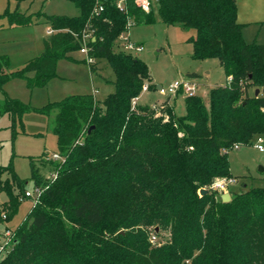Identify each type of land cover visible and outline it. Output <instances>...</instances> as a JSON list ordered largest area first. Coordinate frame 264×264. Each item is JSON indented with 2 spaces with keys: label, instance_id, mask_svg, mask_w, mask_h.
Returning a JSON list of instances; mask_svg holds the SVG:
<instances>
[{
  "label": "trees",
  "instance_id": "16d2710c",
  "mask_svg": "<svg viewBox=\"0 0 264 264\" xmlns=\"http://www.w3.org/2000/svg\"><path fill=\"white\" fill-rule=\"evenodd\" d=\"M69 1L78 17L9 8L0 14L12 28L43 17L51 30L44 52L21 69L10 70V58L0 56V117L9 115L15 126L28 114L55 113L53 134L64 159L50 161L58 173L50 181L30 161L34 187L43 192L13 230V247L0 264H264V188L231 194L228 203L212 190L217 180L234 178V147H249L264 134V96H256L264 88V45L245 41L237 0H159L162 22L195 31L192 58L218 60L232 79L211 89L208 102L185 97L183 116L170 101L158 110L134 107L146 85L154 92L158 86L145 61L115 49L130 20L155 24L156 10L147 14L128 0L122 12L116 0H99L104 10L95 14L97 0ZM86 30L89 55L107 61L115 74L107 98L75 95L36 108L7 95L8 82L44 88L57 77L59 61L76 63L70 55L84 47ZM27 184L12 162L0 168V193L8 199L0 204V226L30 199Z\"/></svg>",
  "mask_w": 264,
  "mask_h": 264
},
{
  "label": "rangeland",
  "instance_id": "374dc122",
  "mask_svg": "<svg viewBox=\"0 0 264 264\" xmlns=\"http://www.w3.org/2000/svg\"><path fill=\"white\" fill-rule=\"evenodd\" d=\"M253 1V3H252ZM239 23L244 25L243 36L248 44L257 42L264 45V0H237ZM9 8L12 12L19 10L22 13L39 14L48 16L78 17L80 9L69 0H0V14ZM156 23H132L129 28V37L132 43L143 45L144 50L135 55L146 62L151 72L153 83L165 88L174 81L191 80L199 85L197 95L208 102L209 91L215 87L225 86L228 80L224 69L218 60L197 61L192 58L193 44L189 41L195 36L194 30H184L179 25L168 26L160 19L156 10ZM41 18L37 24L12 30L7 19L0 17V55L10 58V70L21 69L26 63L37 58L44 52V38L47 37L49 25ZM7 26V28H4ZM120 42L115 49L120 50ZM42 52V53H41ZM77 61L86 56L72 53ZM98 74L92 75L88 64H73L65 59L59 61L60 76L51 81L44 88H37L33 93L27 88L26 82L17 79L6 86L4 90L12 99H19L25 104L36 108H44L49 103L60 102L69 96L83 94H96V99L101 102L115 91V80L108 62L95 60ZM196 73V76H190ZM0 91V103L3 100ZM161 95L158 91L144 93L139 104L155 106L158 109L167 101L174 107L179 116L185 115V97L180 95L177 99ZM55 113L49 117L40 114H28L23 117V122L18 121L15 126L9 115L0 117V168L12 162L18 176L26 180V192L34 190L30 161L35 160V167L46 177L53 171V166L43 158L51 157L57 150V137L53 134ZM231 173L237 184L230 187V193H239L255 187L264 188V153L257 150L254 143L249 147H242L238 151L229 153ZM207 190V189H205ZM6 193H0V204L7 202ZM33 199H23L15 218L0 226L3 232L6 225L16 229L27 217L34 206ZM163 236L166 237L165 234Z\"/></svg>",
  "mask_w": 264,
  "mask_h": 264
},
{
  "label": "built area",
  "instance_id": "2783aa9c",
  "mask_svg": "<svg viewBox=\"0 0 264 264\" xmlns=\"http://www.w3.org/2000/svg\"><path fill=\"white\" fill-rule=\"evenodd\" d=\"M98 1L97 6L95 7V14H99L100 12H102L104 10V8L102 7L101 3ZM128 0H116V8H118L120 11L124 12L127 7ZM135 6L140 10H142L143 12L149 14L151 13L153 10H156L158 8V4H159V0H135L134 1ZM129 25L127 27V29L125 30L124 33H122L119 36V40L118 42L121 43L120 45V50L124 53H129V54H139L144 50L143 45H136L134 43H132L131 39H130V35H129V28L131 26L132 23H135L134 20H130ZM92 39V32L89 30H86L83 34V38L82 40H84V47L79 51L81 54H83L84 56H86V62L87 64L93 65L95 63V58H92L91 55H89L90 49L88 48V44L90 43ZM134 55V56H135ZM231 78L228 79V83L231 82ZM199 90V85L196 84L194 81L191 80H186V81H180V80H176L173 82V84H171V86L165 88L162 86V88L158 91L161 95L163 96H167L169 98H174L177 97L179 95H183L184 97H189V96H196ZM150 89L149 87L146 85L143 88V93H147L149 92ZM261 95L264 96V88L261 90ZM139 99L140 98H136L134 99V103L133 106L136 107L139 104ZM154 109L157 110V108L155 106H153ZM254 145L256 146L257 150H259L261 153H264V134H259L256 135L254 140H253ZM240 149V146H235L233 151H238ZM46 162L50 163V161H54V162H59L62 163L64 161L63 157L61 156L60 153H55L53 156L51 157H44L43 158ZM58 173L56 171H52L50 172L49 176H46V180L50 181V180H54L57 178ZM237 184V180L234 178L231 179H223V180H217L213 185H212V190L219 193L220 196H222L224 193H230V187H232L233 185ZM43 192V188L40 186H35L34 190L32 192H26L25 197L26 198H30L33 199L35 201V203L40 199L39 197L41 196ZM231 194V193H230ZM0 209H1V205H0ZM7 219V214L4 212L3 213V220ZM13 230H10L9 228H5V231L1 232L0 231V259L4 258L5 255L7 253H9L12 249V240H13ZM156 241V237L152 236L151 238V242L155 243Z\"/></svg>",
  "mask_w": 264,
  "mask_h": 264
},
{
  "label": "crops",
  "instance_id": "0c3cea01",
  "mask_svg": "<svg viewBox=\"0 0 264 264\" xmlns=\"http://www.w3.org/2000/svg\"><path fill=\"white\" fill-rule=\"evenodd\" d=\"M252 3H253V1H252ZM10 27V26H9ZM4 28H7V26H5ZM10 29H12V30H15V29H19V28H12V27H10ZM22 29V28H21ZM51 34V30H50V27L48 28V30H47V37L49 36ZM46 37V38H47ZM46 38H44V40L46 39ZM43 40V41H44ZM44 43H45V41H44ZM44 49H45V46H44ZM42 53V52H41ZM2 55V54H1ZM0 55V56H1ZM73 57V56H72ZM74 58V57H73ZM76 60V59H75ZM86 61V57H85V59H81V60H79V61H77L76 63H73V62H70V61H68V60H66V61H68V62H70V63H73V64H79V63H83V64H85L83 61ZM86 64H87V62H86ZM89 70H90V66H89ZM57 77L56 78H54V79H57V78H60V79H62V80H64V76H60V72H59V63H58V66H57ZM99 73V72H98ZM91 74H92V72H91ZM190 75H195L196 76V73H191ZM34 76V74H32V75H30L29 77L30 78H32ZM54 79H52V80H50L49 82H48V84L51 82V81H53ZM20 80H22V79H20ZM14 81V80H13ZM22 81H24V82H26L25 80H22ZM12 82V81H11ZM10 82H8L7 84H9ZM6 84V85H7ZM27 84V83H26ZM5 85V86H6ZM48 86V85H47ZM46 86V87H47ZM46 87H44V89L46 88ZM29 89V88H28ZM35 89H37V88H35ZM35 89H33L31 92L33 93V91L35 90ZM148 93V92H147ZM83 95H91V94H83ZM80 96V95H79ZM94 96L96 97V94H94ZM180 96V95H179ZM179 96H177L176 98L178 99V97ZM183 96V95H182ZM177 99H175L176 101H177ZM174 106H176V102H175V105ZM5 228H9L7 225H6V227ZM10 229V228H9ZM11 230V229H10ZM2 231V230H1ZM3 231H5V229H3Z\"/></svg>",
  "mask_w": 264,
  "mask_h": 264
},
{
  "label": "water",
  "instance_id": "95a60500",
  "mask_svg": "<svg viewBox=\"0 0 264 264\" xmlns=\"http://www.w3.org/2000/svg\"><path fill=\"white\" fill-rule=\"evenodd\" d=\"M161 88H162V86H161V85H158V87H157V91H159ZM259 93H260V91L257 90V91H256V96H258ZM199 194H200L202 197H204L205 195L208 194V190L202 189V190L199 191ZM231 198H232V197H231V194H230V193H224V194L221 196V200H222V202H224V203H228V202H230V201H231Z\"/></svg>",
  "mask_w": 264,
  "mask_h": 264
}]
</instances>
